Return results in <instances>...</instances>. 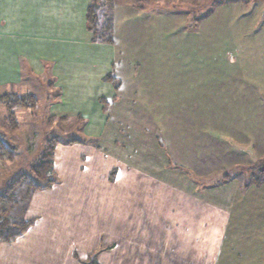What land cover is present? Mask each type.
Instances as JSON below:
<instances>
[{
    "label": "crops",
    "instance_id": "1",
    "mask_svg": "<svg viewBox=\"0 0 264 264\" xmlns=\"http://www.w3.org/2000/svg\"><path fill=\"white\" fill-rule=\"evenodd\" d=\"M249 1L264 9V0ZM91 3L0 0V97L34 95L46 81L47 122L77 135L52 142L57 182L27 196L20 219L34 224L0 242V264H264V240L236 234L245 226L234 218L245 213L234 205L238 179L203 187L167 157L168 170L156 171L122 156L116 106L135 101L121 92L114 12L113 43L94 42ZM244 127L238 132L251 135ZM231 230L236 238L227 239Z\"/></svg>",
    "mask_w": 264,
    "mask_h": 264
},
{
    "label": "rangeland",
    "instance_id": "2",
    "mask_svg": "<svg viewBox=\"0 0 264 264\" xmlns=\"http://www.w3.org/2000/svg\"><path fill=\"white\" fill-rule=\"evenodd\" d=\"M248 3L109 0L106 12H114L118 25L117 67L126 84L121 92L128 88L135 101L116 106L122 156L156 171L168 170L167 157L170 168L184 165L203 187L238 179L234 205L245 213L234 218L245 226L236 234L245 229L258 241L264 240V9ZM44 82L31 90L37 107L18 112L17 131L0 113L1 128L17 146L14 160L0 165V195L31 174L48 142L77 136L61 135L73 125L47 122ZM242 127L251 135L240 134ZM27 192L26 185L15 187L0 201V215L21 220ZM232 231L227 239L236 238Z\"/></svg>",
    "mask_w": 264,
    "mask_h": 264
},
{
    "label": "trees",
    "instance_id": "3",
    "mask_svg": "<svg viewBox=\"0 0 264 264\" xmlns=\"http://www.w3.org/2000/svg\"><path fill=\"white\" fill-rule=\"evenodd\" d=\"M109 0H92L91 5L87 10L86 23L88 30L93 34L94 42L113 43V19L106 12ZM108 81L114 80L112 77H107ZM38 105V100L34 95H18L5 94L0 97V108L6 109V116L2 121L12 131L18 129V119L16 112L23 109H35ZM9 136L0 126V161L14 160L17 154V146L11 144ZM53 146L52 142H48L47 149L41 158L38 165L35 166L31 174L21 177L16 181L14 187H11L7 194L0 195V201L8 199L15 187L23 184L28 186V195L32 191L43 190L50 188L57 179L53 172ZM229 179L225 177L224 180ZM34 224L33 220H21L17 223L9 221L5 213L0 215V242L10 243L21 237Z\"/></svg>",
    "mask_w": 264,
    "mask_h": 264
}]
</instances>
